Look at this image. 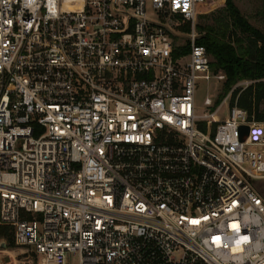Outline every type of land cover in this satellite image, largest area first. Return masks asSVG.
I'll use <instances>...</instances> for the list:
<instances>
[{
    "label": "built area",
    "instance_id": "built-area-1",
    "mask_svg": "<svg viewBox=\"0 0 264 264\" xmlns=\"http://www.w3.org/2000/svg\"><path fill=\"white\" fill-rule=\"evenodd\" d=\"M206 2L0 0V228L37 264H264V121L198 115Z\"/></svg>",
    "mask_w": 264,
    "mask_h": 264
},
{
    "label": "trees",
    "instance_id": "trees-1",
    "mask_svg": "<svg viewBox=\"0 0 264 264\" xmlns=\"http://www.w3.org/2000/svg\"><path fill=\"white\" fill-rule=\"evenodd\" d=\"M224 1L226 15L217 17L211 26L198 25L199 44L205 46L213 58L212 71L222 70L226 73L225 93L240 80L259 81L239 96L238 105L254 116L256 121L263 122L264 109L260 110V106L264 103V82L261 81L264 80V34L249 24L233 0ZM212 2L207 0L200 9L201 17L206 13L205 7ZM238 30L246 38L237 37ZM223 100L220 103L217 101L215 106H220ZM0 238L10 246L14 243L12 233L6 228H0Z\"/></svg>",
    "mask_w": 264,
    "mask_h": 264
},
{
    "label": "rangeland",
    "instance_id": "rangeland-1",
    "mask_svg": "<svg viewBox=\"0 0 264 264\" xmlns=\"http://www.w3.org/2000/svg\"><path fill=\"white\" fill-rule=\"evenodd\" d=\"M234 4L239 9L240 13L243 17H245L249 24L259 30L264 34V0H233ZM206 13L201 17V12H199L198 16V25L203 26H211L215 23L217 17L226 15L225 12V1L224 0H213V2L205 7ZM148 13H154L152 7L148 8ZM187 27H184V29ZM184 36V35H183ZM237 37L246 38L242 32L238 30ZM181 41V40H179ZM211 62H213V58L210 57ZM215 76L224 75L226 78L224 80H218L216 77L211 81L200 80L198 82V89L196 92V104L198 106V115L202 116L206 112H212L214 108L211 110H207L204 106V100L207 97L212 98L214 103L217 101L220 103L223 99L230 95L229 102L224 104L218 113L219 120H225L228 117V108L229 106H238L239 96L247 91L252 85H255L259 81L254 80H240L235 84L228 93H225V85L228 80L227 75L222 70L215 72L213 71ZM264 82V80H261ZM260 81V82H261ZM235 93H237L236 98L234 97ZM240 108V107H239ZM264 109V103L260 106V110ZM200 129L205 130V125L200 124ZM215 129V128H214ZM255 150H259L255 148ZM259 185L258 182L255 183ZM13 235V233H12ZM14 237V236H13ZM1 256H11L14 259L13 264H37L38 260L34 253L31 251H26L22 253V250L15 245V242L10 246L8 243L7 250H4V253ZM67 264H80L79 256L75 254L67 255Z\"/></svg>",
    "mask_w": 264,
    "mask_h": 264
},
{
    "label": "water",
    "instance_id": "water-1",
    "mask_svg": "<svg viewBox=\"0 0 264 264\" xmlns=\"http://www.w3.org/2000/svg\"><path fill=\"white\" fill-rule=\"evenodd\" d=\"M249 133V127L248 126H241L240 127V139L242 142L245 141L246 137ZM0 248L3 250H6L8 248L7 242L5 240L0 241Z\"/></svg>",
    "mask_w": 264,
    "mask_h": 264
},
{
    "label": "crops",
    "instance_id": "crops-1",
    "mask_svg": "<svg viewBox=\"0 0 264 264\" xmlns=\"http://www.w3.org/2000/svg\"><path fill=\"white\" fill-rule=\"evenodd\" d=\"M222 108V107H221Z\"/></svg>",
    "mask_w": 264,
    "mask_h": 264
}]
</instances>
